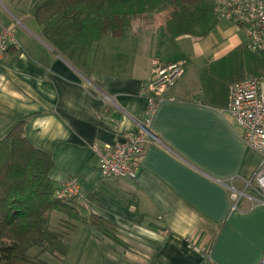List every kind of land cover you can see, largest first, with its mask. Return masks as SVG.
I'll return each instance as SVG.
<instances>
[{"label":"crops","instance_id":"crops-1","mask_svg":"<svg viewBox=\"0 0 264 264\" xmlns=\"http://www.w3.org/2000/svg\"><path fill=\"white\" fill-rule=\"evenodd\" d=\"M227 22L216 25L226 35L234 29ZM0 25L20 46L0 59V135L24 118L27 141L53 161L51 179L77 177L89 201L80 205L86 222L77 223L66 255L48 256L49 264H202L196 248L214 264H258L264 204L241 197L234 206L230 197L261 159L227 110L229 86L239 80L220 84L214 73L200 74L244 46L243 30L214 49L203 42L207 35L170 42L164 23L139 25L128 38L107 34L68 58L43 39L32 0H0ZM153 59L192 64L194 87H181L183 69L158 103L135 179H104L92 146L140 131ZM92 217L110 224L115 238L92 227Z\"/></svg>","mask_w":264,"mask_h":264},{"label":"trees","instance_id":"trees-1","mask_svg":"<svg viewBox=\"0 0 264 264\" xmlns=\"http://www.w3.org/2000/svg\"><path fill=\"white\" fill-rule=\"evenodd\" d=\"M213 7V0H32L43 39L68 58L75 47H88L107 34L123 37L131 17L154 11L167 13L168 41L184 35L203 38L219 22ZM239 48L255 60V75L264 73L263 56L246 44ZM24 124L20 118L0 135V264H49L41 256H65L70 235L86 219L76 199L56 196L59 183L50 177L53 161L27 141ZM54 211L66 218L52 226ZM89 224L115 238L103 220L92 217ZM33 248L36 251L30 253Z\"/></svg>","mask_w":264,"mask_h":264},{"label":"built area","instance_id":"built-area-1","mask_svg":"<svg viewBox=\"0 0 264 264\" xmlns=\"http://www.w3.org/2000/svg\"><path fill=\"white\" fill-rule=\"evenodd\" d=\"M213 4L218 20L228 21L241 28L246 37L247 49L264 58V0H213ZM10 47L20 48L13 30L0 25V59ZM183 64V61L167 65L157 59L151 61L150 77L143 87L146 111L140 131L124 133L121 141L112 145L92 146L102 178L135 179L140 168V157L147 137L150 136L145 129L158 103L164 100L183 74ZM227 110L242 129L244 143L261 156L245 188L242 191L230 188L231 200L234 206L241 197H246L253 204H264V73L231 84ZM56 196L77 201L82 199L84 192L78 178L69 177L60 182ZM196 250L202 254V264H214L207 249ZM258 264H264V253Z\"/></svg>","mask_w":264,"mask_h":264},{"label":"rangeland","instance_id":"rangeland-1","mask_svg":"<svg viewBox=\"0 0 264 264\" xmlns=\"http://www.w3.org/2000/svg\"><path fill=\"white\" fill-rule=\"evenodd\" d=\"M164 16L167 18V13L165 11L164 12L154 11V12H149L143 15H137V16L131 17L130 27L127 30V38H128V34H130L133 29L138 28L139 25L154 24L158 26L162 23H165L166 19L164 20ZM220 22H227V21L219 20V23ZM229 24H231L234 27V29L230 32L228 31V35H226L227 31H223V29H221L220 26H217L214 29V32H211L210 34H208L207 38L204 39L203 42H207V41L210 42L212 48L215 49L219 47L221 42H225V43L231 42V38L234 34L236 37H239L243 34L241 28L239 29V27L233 23H229ZM15 49L18 50V48H15ZM252 61L255 62V60L253 59L250 53H247L246 51L242 50V48H238L236 50H232L223 59H219L218 61L211 63V65L208 68L206 67L203 70H201L200 74H205L207 71L212 72L214 73L213 76H216L215 79L217 82H219L220 84H228V83H232L238 80L239 81L243 80L248 76L255 75L254 72L256 71V67L254 65V62ZM183 69L185 70V74L183 76V85L181 87H187L186 90L190 91L194 87L193 86L194 79H195L194 73L198 74V71H196L193 68L192 64L185 65ZM77 202L82 207L89 204L87 197H83ZM84 212L83 214L85 215ZM61 218H66V216L62 215L61 213L57 211L52 212L51 225L53 226L54 224H56L57 221ZM35 251L36 249L33 248L30 250V253H34ZM48 256H49L48 254H43L41 257L42 259L47 260Z\"/></svg>","mask_w":264,"mask_h":264},{"label":"water","instance_id":"water-1","mask_svg":"<svg viewBox=\"0 0 264 264\" xmlns=\"http://www.w3.org/2000/svg\"><path fill=\"white\" fill-rule=\"evenodd\" d=\"M147 132H148V134L150 135V136H153L152 134H151V132L146 128L145 129Z\"/></svg>","mask_w":264,"mask_h":264}]
</instances>
